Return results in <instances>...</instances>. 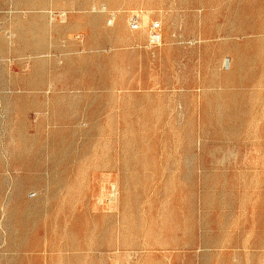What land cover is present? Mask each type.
I'll return each instance as SVG.
<instances>
[{
	"label": "rangeland",
	"instance_id": "obj_1",
	"mask_svg": "<svg viewBox=\"0 0 264 264\" xmlns=\"http://www.w3.org/2000/svg\"><path fill=\"white\" fill-rule=\"evenodd\" d=\"M0 264H264V0H0Z\"/></svg>",
	"mask_w": 264,
	"mask_h": 264
},
{
	"label": "bare ground",
	"instance_id": "obj_2",
	"mask_svg": "<svg viewBox=\"0 0 264 264\" xmlns=\"http://www.w3.org/2000/svg\"><path fill=\"white\" fill-rule=\"evenodd\" d=\"M61 12H62V11H61ZM61 12H60V13H61ZM62 13H63V12H62ZM66 17H67V16H66Z\"/></svg>",
	"mask_w": 264,
	"mask_h": 264
}]
</instances>
